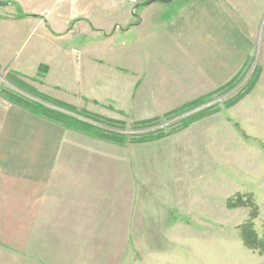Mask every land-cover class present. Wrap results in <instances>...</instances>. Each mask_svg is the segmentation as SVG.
Instances as JSON below:
<instances>
[{
  "label": "rangeland",
  "instance_id": "1",
  "mask_svg": "<svg viewBox=\"0 0 264 264\" xmlns=\"http://www.w3.org/2000/svg\"><path fill=\"white\" fill-rule=\"evenodd\" d=\"M1 1L0 37L9 38L6 41L13 46L0 58V88L15 89L7 76H20L39 93L52 99L55 96L58 99L55 100L74 109L46 103L47 107L95 127L93 137L100 138L99 141L105 139L124 145L126 150L122 154L115 152L121 149L112 147L114 150L109 155L98 153L103 144L88 140L94 144L95 152L94 158L88 160L110 162L113 177L119 176L120 168L129 162L144 167L146 173L142 177L146 178L147 172L154 170L152 166L158 168L161 159L172 151L170 156L180 180L173 207L177 211L175 218L189 219L190 225L202 227L191 230L192 235L178 229L173 236L190 246L192 240L199 241L201 249L196 252L192 248L197 255L222 257V261H190L191 264H264L262 249H248L242 238L241 227L249 221L251 209L227 207L228 201L238 195L252 197L259 209L253 231L264 241V0H223V12H217V18L222 21V51H209L206 57L203 53L202 57L195 56L194 50L188 55L175 48L170 18L176 11L165 2V5L154 4L142 14L143 6L134 8L133 13V7L123 0ZM167 1L171 4L174 0ZM185 1L178 0L177 4L185 7ZM211 5V0L204 5L207 18L216 9ZM126 13L131 18L126 28L137 24L139 28L128 33L118 30L122 40H113L100 50L116 53L121 74L114 70L108 74L116 88H78L72 84L74 80L68 73L71 69L56 73L51 72L52 66L44 64L32 75L24 76L5 65L9 58L6 55L12 51L22 50L24 55L34 49L38 43L35 34L39 35L40 29L46 33L41 20L51 21L48 31L61 34L75 28L86 29V25L93 29L89 21L97 26L95 31L100 28L101 32H109L115 23L129 19ZM22 19H32L31 33L29 24L26 28L18 21ZM79 21L85 22V26L75 27ZM26 33L35 37L27 39V45L21 49L18 43L25 40ZM208 33L209 39L211 35L214 37L210 30ZM190 37L199 40L201 35L192 32ZM95 43L101 45L98 35ZM215 45L209 41V49H215ZM36 48L35 51L42 50ZM138 54L139 74H136L133 71ZM238 97L234 105L227 106ZM216 106L221 110L213 109L211 115L187 127L182 125L185 120ZM67 146L81 149L87 145L73 140ZM72 158L77 159L76 154ZM20 213L21 210L16 214V223L21 220ZM11 263L23 264L18 258Z\"/></svg>",
  "mask_w": 264,
  "mask_h": 264
},
{
  "label": "crops",
  "instance_id": "2",
  "mask_svg": "<svg viewBox=\"0 0 264 264\" xmlns=\"http://www.w3.org/2000/svg\"><path fill=\"white\" fill-rule=\"evenodd\" d=\"M211 1V7L216 9L210 18H207L204 6L207 0H187L185 7L177 4L178 0L171 4L167 0H156L142 5V14L154 4H166L175 9L176 14L170 18L175 48L188 55L194 50L195 56L202 57L203 53L206 57L209 51H222L224 41L222 21L217 18V12H223L225 3L223 0ZM128 20L131 22L130 16L122 23H115L109 32H101L100 28L95 31L97 26L88 20L93 29L86 25V29L75 28L65 34L52 29L48 31L51 21L41 20L46 33L40 29V34H35L38 43L34 49L24 55L22 50L12 51L6 55L9 58L5 65L12 72L24 76L32 75L44 64L52 66L51 72L56 73L71 69L68 73L74 80L72 84L78 88H116L108 75L112 70L121 74L116 64V53L100 50L113 40L122 38L118 30L128 33L139 28V24L126 28ZM18 21L26 28L29 24L31 33L32 19ZM59 23L63 24V21ZM84 23L79 21L75 27L85 26ZM209 30L214 35L210 39ZM192 32L199 33L201 38L192 39ZM97 35L101 45L95 43ZM24 37L25 40L18 43L21 49L35 36L26 33ZM137 38L139 40V36ZM2 39L0 58L13 46L6 41L9 38ZM77 41L81 42L79 46ZM209 41L216 43L215 49H209ZM70 43L74 46L67 47ZM120 45L123 46L122 41ZM37 46L42 50L35 51ZM136 56L133 73L139 74V54ZM97 67H106L107 70L97 71ZM98 139L32 114L8 103L0 95V264H12L11 261L17 258L23 264H185L184 261L191 264L192 261H222V257L218 259L217 255L194 253L192 248L196 252L201 249L199 241L192 240L190 246L178 242L173 236L178 229L192 235L191 230L202 227L190 225L189 219L175 218L177 211L173 207L179 195L180 180L177 178V166L170 156L172 151L161 159L158 168L152 166L155 171L147 172L146 178L142 177L146 173L144 167L139 168L129 162L120 168L119 176L113 177L110 162L100 164L88 160L94 158L95 153L94 144L88 140L103 144L98 153L111 155L114 147L121 149L115 152L122 154L126 149L124 145ZM73 140L87 146L81 149L67 146ZM174 150H177L176 146ZM74 154L77 159L72 158ZM19 210L21 220L16 223Z\"/></svg>",
  "mask_w": 264,
  "mask_h": 264
},
{
  "label": "trees",
  "instance_id": "3",
  "mask_svg": "<svg viewBox=\"0 0 264 264\" xmlns=\"http://www.w3.org/2000/svg\"><path fill=\"white\" fill-rule=\"evenodd\" d=\"M12 76H7V79L10 84L13 85V87L16 89L9 88L7 86H3L0 88V95L5 99L8 103L18 105L27 111H29L32 114H35L39 117H43L47 120H50L56 124H59L63 126L66 129L86 133L90 136H94L93 134H96V128L92 127L90 125H85L79 120L75 119L72 116L63 114L59 111H55L49 107L46 106L47 104L57 106V107H64L65 109H69L73 111V107H69L60 101H57L55 99L49 98L48 96H45L44 94L39 93L36 89H34L31 85L27 84L20 76H16L14 74H11ZM254 79V78H253ZM253 79L251 82H253ZM253 83L249 84V87L252 88ZM244 96V95H243ZM34 97V99L32 98ZM36 98V99H35ZM239 97L237 99H234L227 103V106L230 107L234 105ZM226 105V104H225ZM218 108V110H221L220 107L216 106L214 108L208 109L205 112L185 120L183 122V126L187 127L193 122H196L206 116L211 115L212 110ZM62 109V108H61ZM217 112V111H215ZM227 207L229 209H237V208H250L251 209V215L249 218V221L247 224L242 225V238L244 241L245 246L252 250H261L264 252V241H260L257 237V234L253 231V220L257 217V212H259L258 207L253 203L252 197L245 198L241 195H238L235 199H231L227 203Z\"/></svg>",
  "mask_w": 264,
  "mask_h": 264
},
{
  "label": "built area",
  "instance_id": "4",
  "mask_svg": "<svg viewBox=\"0 0 264 264\" xmlns=\"http://www.w3.org/2000/svg\"><path fill=\"white\" fill-rule=\"evenodd\" d=\"M147 1H149V0H126V2L132 7H136V6L141 5Z\"/></svg>",
  "mask_w": 264,
  "mask_h": 264
},
{
  "label": "water",
  "instance_id": "5",
  "mask_svg": "<svg viewBox=\"0 0 264 264\" xmlns=\"http://www.w3.org/2000/svg\"><path fill=\"white\" fill-rule=\"evenodd\" d=\"M156 0H153V1H151L150 3H148V4H151V3H153V2H155ZM0 4H3V2L0 0Z\"/></svg>",
  "mask_w": 264,
  "mask_h": 264
}]
</instances>
